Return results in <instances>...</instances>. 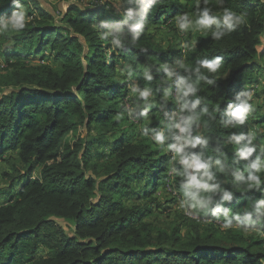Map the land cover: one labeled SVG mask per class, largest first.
Returning <instances> with one entry per match:
<instances>
[{
	"label": "trees",
	"instance_id": "16d2710c",
	"mask_svg": "<svg viewBox=\"0 0 264 264\" xmlns=\"http://www.w3.org/2000/svg\"><path fill=\"white\" fill-rule=\"evenodd\" d=\"M37 1L10 0L0 8V21L22 6H31L28 16H33L23 30H0V69L7 72L0 77V155L15 153L9 161L11 173L4 176L11 187L19 181L16 189L2 194L5 198L17 191L8 203H0V264H16L20 257H27L28 264H264L263 240L255 242L232 228L227 230L231 236L224 237L220 225L227 220L238 225L236 217L243 221L251 215L249 227L264 228V215L256 213L264 201V183L248 186L253 165L257 160L262 164V158L255 150L247 159L239 154L249 149V121L264 127V90L253 87L258 82L253 75L264 69V0H184L185 9L181 0H120L122 10L118 1L93 2L88 8L78 3L67 11L66 27L50 23L54 17ZM205 8L221 24L225 9L244 19L231 30L222 28L225 35L219 40L212 35L215 24L203 30L194 27L182 47L180 42L164 47L147 31L150 24L166 23L179 12L194 22ZM136 23L143 29L130 31ZM170 25L178 31L176 20ZM29 57L42 62L22 60ZM218 57L222 62L215 73L200 64ZM53 59L60 67L51 65ZM123 62L128 65L126 76L117 71ZM170 71L176 73L171 82ZM177 77L196 91L172 95L166 103L169 93L178 90ZM134 84L140 92L148 90L154 103L137 109L141 102L132 91ZM197 99L194 110L181 111L183 104ZM259 99L255 113L249 111L243 122L231 115L230 106L245 101L256 106ZM155 113L160 121L148 129L178 115L172 117L171 146L182 143L177 125L184 127L190 117H195L191 135L207 141L186 147L185 154L208 162L215 176L210 183L223 190L205 193L211 197L203 208L213 227L208 233L187 240L178 232L158 231L155 236L144 220L151 215L150 207L128 206L117 197L144 180L145 193L150 194L149 187L156 189L166 179L162 174L168 159L151 150L153 138L146 146L126 134L113 135L120 125L117 116H127L136 129ZM104 146H109L108 160L93 163L92 151ZM99 166L107 171L102 176ZM185 182L177 176L172 189H185ZM224 192L231 193L230 201ZM217 207L222 211L216 212ZM42 248L48 255L35 259Z\"/></svg>",
	"mask_w": 264,
	"mask_h": 264
},
{
	"label": "rangeland",
	"instance_id": "374dc122",
	"mask_svg": "<svg viewBox=\"0 0 264 264\" xmlns=\"http://www.w3.org/2000/svg\"><path fill=\"white\" fill-rule=\"evenodd\" d=\"M116 1H118L116 3ZM10 0H0V8L3 6L8 5ZM38 4L43 7L48 14L54 17L52 19L53 21H50V23L54 22L58 26L66 27V23L68 21V15L67 11L69 10L71 5L78 4L82 8H88L89 4L95 2L96 4H104L108 2H114L117 4V7L119 10H122V3L120 0H38ZM182 2V8L185 9L186 2L184 0H181ZM31 7V6H30ZM30 7L22 6V8L26 11L27 16L30 14ZM21 10V8L19 9ZM29 10V11H28ZM110 10V9H108ZM35 13V16H38V13L36 10H33ZM48 15V16H49ZM178 17H182V13L179 12L178 15L171 20H168L166 23L161 22L159 24H150L147 26V31L149 34H155L156 39L158 42H160L164 47H170L173 46V43L180 42V46H185L187 43V40L191 38V31H193V28H189L186 31H181L179 28L178 31L172 28L170 25L173 23V20H177ZM11 18V17H10ZM30 20L33 19V16H28ZM3 41L1 40L0 35V67L3 66V58H2V50L3 47L1 44ZM49 55V54H47ZM41 59V58H40ZM22 60H26L27 62H30L32 65H39L42 61L39 60L37 57H29V58H23ZM51 62V65L53 64L56 68L60 67L55 63L54 59ZM4 67V66H3ZM3 69V68H1ZM0 69V77L7 76V72H4V70ZM128 65L123 63H118L117 65V71L125 75L127 74ZM132 73L131 75H133ZM254 80H258V82L255 83L254 90H260L258 92L263 93L264 90V69L257 70L256 73L253 75ZM1 79V78H0ZM173 79V78H172ZM172 79L168 78V81L171 82ZM131 80V79H129ZM136 84L132 86V91L135 89ZM133 93V92H132ZM136 93H140V91H136ZM134 95V93H133ZM172 95H175L177 98L179 96L178 90L175 89V92H170L169 95L166 97V103L171 102ZM174 96V97H175ZM256 99V97H255ZM139 101L140 104H136L135 107L138 109H141L145 107L148 104H153V97L152 95H149L147 99H144L140 96ZM257 105L254 106V104L250 105V112L253 114L256 110V107L260 105V99L257 101ZM178 115L175 113L174 117H177ZM124 114L121 116H117L115 119H118L120 121V125L114 129L113 135L122 137L123 134H126L127 139L135 141H142L146 146H149V140L152 138L155 141L154 146L152 145L151 150L156 152L158 154L157 157L168 159L167 164V170L162 174V176L166 177V179H161L160 185L157 186L156 189H153V187H149L148 190H153L152 193H145L147 181L144 180L142 182L136 183L135 185H132L129 191L118 195L117 197L119 200H122L126 203L128 206H149L151 209V215H148L145 217V221L151 224V227L153 229L152 233L156 236L158 234V231H164L168 232L169 234L173 232H178L181 237L184 239L192 238L193 235L196 233H208L212 230V226L209 225V222L204 218L205 212H203V208H192L189 204L185 203V191L186 189L180 190L177 189L174 191L172 189V186L174 184V180L178 175H176L177 172H183L185 170V165L180 163L179 159L176 156V153L174 150L170 148L171 141H173L174 135L172 134L173 131L171 130L172 125V117L169 120H165V123L162 127H155V128H149L155 126V124L160 121V115L158 113H155L154 115L149 114L145 120L143 121L140 126H138L136 129L132 124L129 122V118H126ZM257 117V115H256ZM251 131L250 140L251 142L249 144H246V147L253 148L256 153L260 155L262 158V165H264V127L255 126L252 120L249 121V132ZM82 133H85V129L81 130ZM97 132V131H95ZM138 132V136L136 133ZM160 134H163L166 139L163 144H158L156 141V137ZM113 137V138H114ZM181 143L178 142L176 146H179ZM109 146L104 147H95V149L92 151V157H93V163H105V161L108 160V157L106 155H109ZM14 152L13 153H6L4 156L0 155V203L6 204L10 200L8 199L12 194L14 196L16 195L17 191L12 194H8L5 198H2V194L6 193V191L14 190L18 186V182L11 187L12 181L6 178L5 174H10V167H9V161L12 157V161L14 160ZM40 169L36 170V174L34 176L36 177L39 173ZM191 171V170H189ZM99 175H104L107 171L106 168L99 166L98 168ZM89 174V173H88ZM147 174V173H146ZM260 176L261 183H264V172L262 173H256V171L253 173ZM180 182H184L185 178L182 176H179ZM260 183V184H261ZM11 187V188H10ZM206 191H201L200 195L202 197H205ZM12 196V197H14ZM219 224V223H218ZM223 226V224H220ZM260 225V224H259ZM251 226V225H250ZM255 227V226H254ZM249 227L245 230L244 228L239 227L237 224L233 225L232 229L236 231H240L243 235H245L247 238L254 239L255 242L264 241V228L260 225V227ZM222 231L224 233H221L222 236L228 237L231 236L229 233L230 229L224 230L221 227ZM264 249V247H263ZM48 255V250L42 248L38 251L36 258H42L46 257ZM30 258V257H29ZM16 264H28L27 257H20L19 262Z\"/></svg>",
	"mask_w": 264,
	"mask_h": 264
},
{
	"label": "clouds",
	"instance_id": "9594fccd",
	"mask_svg": "<svg viewBox=\"0 0 264 264\" xmlns=\"http://www.w3.org/2000/svg\"><path fill=\"white\" fill-rule=\"evenodd\" d=\"M205 3H207V0H205ZM210 9L205 8L200 14L199 18L196 19L194 22L192 21L191 17L185 15L183 17H178L176 20V23L178 27L181 29V31H186L189 28L195 27L197 30H203L208 29L212 25H216L217 30L212 33L213 37H215L217 40H219L222 36L225 35L224 31H222V28L226 27L227 29L231 30L234 25L240 24L243 22V16L237 15L236 13L232 12L231 10L225 9L222 16L223 23L221 24L220 18L214 15H210ZM133 10H129L128 15L132 16ZM28 16L26 11L21 7L20 11H16L12 14L11 18H7L3 21H0V30H7L9 28L20 31L23 30L27 23H28ZM143 24L136 23L130 26V31L133 32H139L143 29ZM118 31V30H117ZM112 32L110 31L107 35H111ZM107 38L106 36L104 37ZM221 58H216L215 60L209 62L207 60L201 61L200 64L203 68L207 69L209 72L215 73L219 70L221 66ZM183 67V65H180ZM199 71V69H197ZM174 76H176V73L174 71L168 72L169 79H172ZM146 78L148 80H151V75H148L146 73ZM212 81H209L211 83ZM177 85H178V94L179 96H188L191 93H194L196 91V88L193 84L187 83L184 79L177 77ZM134 92L138 91L136 89L133 90ZM139 95L147 99L150 95V92L148 90H145L143 92H140ZM200 103V101L197 99L194 103H185L182 106L181 111L184 109H190L194 110L196 106ZM233 108V111L231 112V115L238 121L243 122L246 118L247 113L250 111V105L247 103V101L242 102L239 106H230ZM192 119H195V117H190L189 121L186 122V125L184 127H180L177 125L178 128H180V132L183 133L180 139L182 143L179 146L172 145L170 148L175 151L177 158L179 159L180 163L185 165V170L183 172H177L176 175L182 176L185 178V184L184 188L186 189L184 195H185V203L189 204L190 207L196 209V208H205L210 203L211 197H202L200 195L201 191L206 192H216L218 190L223 191L222 189H219V185L215 183H210L215 180V176L211 171V166L208 162H206L202 157L200 156H188L185 154V148L191 147L196 148L198 145L206 144L207 141H203L198 137H193L191 135L190 131V122ZM166 137L163 134H160L156 137V141L158 144H163ZM254 149H246L243 151H240V156L247 159L250 157L253 153ZM216 166L219 168L220 171L224 170V165L220 162H216ZM255 168L256 173H262L264 172V165L260 163L259 160L256 161V163L253 165ZM191 170V171H189ZM237 179H243L242 175H238ZM261 183V179L259 175L252 174L248 178V186H259ZM224 199L225 200H231L232 195L231 193L224 192ZM216 212L222 211L221 208L217 207L215 209ZM256 213L258 215H264V201H261L256 209ZM228 213H225V216L227 217ZM238 221V226L241 228H244L245 230L253 224L251 215H248L245 217L243 221L240 220L239 217H236ZM233 227V224L231 220H227L226 223L223 224L222 228L224 230L231 229Z\"/></svg>",
	"mask_w": 264,
	"mask_h": 264
}]
</instances>
